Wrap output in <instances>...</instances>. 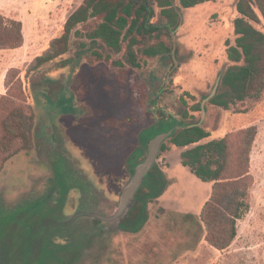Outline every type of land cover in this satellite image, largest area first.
I'll return each mask as SVG.
<instances>
[{"label": "rangeland", "instance_id": "1", "mask_svg": "<svg viewBox=\"0 0 264 264\" xmlns=\"http://www.w3.org/2000/svg\"><path fill=\"white\" fill-rule=\"evenodd\" d=\"M84 1L0 0V14L21 21L25 35L23 48L0 51V82L8 70L21 68V81L15 79L18 70L8 76V102L13 104H0V222H15L5 242H24L25 254L19 256L22 264H35L40 255L54 256L48 264H264V93L229 110L210 105L209 111L205 109L232 64L227 49L237 39L238 0H214L183 10L181 26L173 34L137 36L135 50L141 69L126 63L123 69L114 66L116 61L125 62L127 41L115 52L103 41L91 39L103 20L100 16L73 30L66 54L29 74L34 60L64 35L68 18ZM151 4L155 12L151 22L162 26L161 10L155 1ZM260 18V23L252 24L264 33ZM160 42L173 47L170 56L150 58L142 53ZM19 84L28 90V97L22 95ZM4 88L2 80L0 95L6 93ZM196 104L204 110L193 112ZM19 108L31 119L15 135L26 133L29 143L19 139L5 149L4 120ZM185 110L188 122L214 130L202 144L257 128L250 153L251 208L238 222L236 240L224 251L211 247L205 238L200 216L213 184L200 181L183 167L181 154L190 147L168 144V151L159 153L127 212L116 221L105 220L119 209L131 183L128 160L141 146L142 132L161 120L160 111L181 119ZM173 127L171 120L156 124L144 136L145 152L130 161V167L136 170L147 156L149 142ZM234 142L237 152L240 145ZM4 155L13 157L4 161ZM160 176L166 178L167 188L146 204L141 192L147 191L144 186L153 187ZM59 177H64L65 184L58 183ZM42 201L45 218L38 214L33 218L31 206ZM81 211L88 215L72 222L71 216ZM145 211L147 221L142 215ZM29 224L33 226L31 237H23ZM124 228L140 230L127 233L122 232ZM0 256V264L21 262L15 257L9 263L7 256Z\"/></svg>", "mask_w": 264, "mask_h": 264}, {"label": "trees", "instance_id": "2", "mask_svg": "<svg viewBox=\"0 0 264 264\" xmlns=\"http://www.w3.org/2000/svg\"><path fill=\"white\" fill-rule=\"evenodd\" d=\"M155 1L160 8V13L165 19L162 26L152 24L155 12L151 4ZM179 3L177 5L176 3ZM214 0H85L84 3L68 18L65 24V33L57 39L42 56L37 57L28 69L33 73L42 66L57 60L66 54L69 49V41L73 30L80 24L102 16V22L90 34L92 40H101L107 47L120 52L122 44L128 42L125 62L116 61L114 66L123 69L129 65L133 69H141L135 47L139 44V37L154 38L166 31L173 34L181 26L182 11L211 3ZM236 11L239 15L234 21V31L237 36L234 46L227 49L228 60L232 63L220 80V86L216 95L210 99L209 105L219 111L229 110L232 105L244 102L249 98L259 97L264 93V33L253 26L252 23H260L264 19V0H238ZM260 13V14H259ZM78 33V32H76ZM25 37L23 23L14 18H6L0 14V51L17 50L24 46ZM172 48L160 42L142 50V53L150 58L170 56ZM126 63V64H125ZM5 80L6 93L0 97V104H7L10 83L8 76ZM19 72V70H18ZM20 80V72L16 76ZM13 85V83H11ZM22 95L28 97L29 92L22 84H19ZM147 86L144 92L147 93ZM137 92H141L137 90ZM208 98V96L206 97ZM29 99V98H28ZM149 100H147V103ZM13 104V102H8ZM147 105V104H146ZM193 112H202L201 104L192 108ZM160 122L173 121V133L162 145L161 153L168 151V144L177 148H188L181 154L183 167L189 168L191 173L204 183H212L210 199L203 207L200 220L206 233L208 244L218 251L228 249L238 236V222L250 211L249 189L253 184L250 173V153L257 136L256 126L243 131L242 134L233 137L228 134L222 139H215L202 144L204 140L211 138L214 130L205 124L196 121H187L188 110L180 116L181 119L171 114L160 111ZM30 117V116H29ZM27 114L21 109H14L4 120L5 136L2 144L9 149L15 140H22L26 144L29 139L26 133L16 136L15 131H21L30 121ZM144 130L140 136L141 146L132 154L131 161L140 158L143 149V139L156 125ZM178 127V128H177ZM29 130V129H28ZM237 140L240 148L234 152ZM14 155V154H13ZM13 155H4V161H8ZM158 167H154V170ZM152 175V173L150 174ZM167 180L160 176L155 180L153 187H145L147 191L141 192L146 197V204L160 197L167 188ZM145 190V189H144ZM147 215V211L143 214ZM147 221V217L145 218ZM144 225V224H143ZM142 225V226H143ZM140 226L139 228L141 229ZM128 231L137 233L140 229Z\"/></svg>", "mask_w": 264, "mask_h": 264}, {"label": "water", "instance_id": "3", "mask_svg": "<svg viewBox=\"0 0 264 264\" xmlns=\"http://www.w3.org/2000/svg\"><path fill=\"white\" fill-rule=\"evenodd\" d=\"M173 38H174V48H173L172 55L173 57H175V51H176L175 36H173ZM215 94H216V89L214 90L210 98H208L207 100H210L211 98H213ZM204 114H205V111H204ZM172 133H173V130L168 133L162 134L149 142L148 148H147L148 149L147 156L144 162L141 163L136 168L133 178L131 180V183L124 190V193L122 195L121 205L119 209L111 217L105 218L106 221H109V222L116 221L127 212L129 206L133 204V198L135 194L137 193V191L143 184L146 176L149 174V172L152 170L153 166L155 165L158 159L159 153L161 152L162 145L166 142V140L170 137Z\"/></svg>", "mask_w": 264, "mask_h": 264}, {"label": "flooded vegetation", "instance_id": "4", "mask_svg": "<svg viewBox=\"0 0 264 264\" xmlns=\"http://www.w3.org/2000/svg\"><path fill=\"white\" fill-rule=\"evenodd\" d=\"M131 157H132V155L129 157V160H128V163H129V167L128 168H129L130 173H132L134 175L135 169H132L134 167H130ZM65 176H66V174L64 173V177ZM64 177H59L60 179H59L58 183L65 184L64 183V181H65ZM62 191L65 193V188L63 186H62ZM44 205H45V201H42L40 203H33V205L31 206L34 209V211H33L34 213L32 212L33 213V218L37 216L36 214H38L41 219L45 218V214H46L45 212L46 211L43 208ZM88 213H89V211H88ZM84 215L87 216L88 215L87 212H82L81 211L80 213H76L73 216H71V220L73 222L75 220H78L81 217L84 218ZM47 217L49 218L51 216H47ZM9 221H10L9 219H6L3 223L0 222V255L3 254L4 257L7 256L8 257V262L9 263H13L14 262L13 258H15V257L20 258L21 255L24 256L25 252L23 253V249H22L24 242L17 243L18 241H16V238H13L16 241V243H15L16 244V249L13 248L14 247L13 245H15V244L12 243L11 241H10V243L7 242V241L5 242L4 236H6L7 233L9 234V232H8L9 228L12 226V224L15 223L14 220H12V223L9 222ZM32 229H33V226H31V225H30V227L25 228L24 231H22L23 237L27 236V237L30 238L31 237L30 236V232H31ZM119 230H122V229H119ZM122 232H124V231L122 230ZM12 235L14 236L15 234H12ZM32 236H34V235H32ZM2 247H3V249H1ZM2 250H5V251H2ZM40 256L35 261V264H48L49 262H51L50 260L54 257V256H50V257L49 256L48 257L47 256L46 257L41 256V259H40ZM1 258H2V256H0V260H1ZM20 261H21L20 264H22L23 263V258L22 259L20 258ZM58 261L61 262L62 260L61 261L58 260ZM61 264H62V262H61Z\"/></svg>", "mask_w": 264, "mask_h": 264}, {"label": "crops", "instance_id": "5", "mask_svg": "<svg viewBox=\"0 0 264 264\" xmlns=\"http://www.w3.org/2000/svg\"><path fill=\"white\" fill-rule=\"evenodd\" d=\"M23 32H24V25H23ZM24 37H25V35H24ZM24 45H25V44H24ZM23 47H24V46H23ZM23 47H22V48H23ZM20 49H21V48H20ZM17 50H19V49H17ZM14 51H15V50H14ZM12 69H17V70L19 69V70H20L21 68H12ZM10 70H11V69H10ZM10 70H8V71L6 72V74L4 75V78L2 79V80H3V87H5V80H6L7 74H8V72H9ZM22 70H23V69H22ZM2 80H1V82H2ZM1 82H0V83H1ZM4 89L6 90V87H5ZM1 95H3V94H1ZM1 95H0V96H1Z\"/></svg>", "mask_w": 264, "mask_h": 264}]
</instances>
